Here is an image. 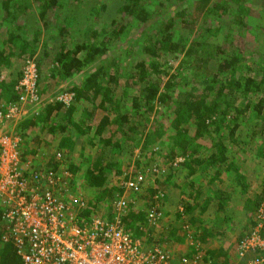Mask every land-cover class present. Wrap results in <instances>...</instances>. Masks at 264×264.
<instances>
[{"label": "trees", "instance_id": "1", "mask_svg": "<svg viewBox=\"0 0 264 264\" xmlns=\"http://www.w3.org/2000/svg\"><path fill=\"white\" fill-rule=\"evenodd\" d=\"M30 64L39 108L20 86ZM65 92L73 105L57 99ZM20 100L22 160L35 165L41 136L61 135L54 153L78 146L81 157L67 164L70 187L97 198L123 195L124 164L145 203L127 200L123 225L141 238L150 210L172 209L167 235L151 240L187 244L170 264H218L229 248L214 243L256 226L241 219L264 202V0H0V111ZM11 249L0 243V264L16 262Z\"/></svg>", "mask_w": 264, "mask_h": 264}, {"label": "built area", "instance_id": "2", "mask_svg": "<svg viewBox=\"0 0 264 264\" xmlns=\"http://www.w3.org/2000/svg\"><path fill=\"white\" fill-rule=\"evenodd\" d=\"M35 78V67L30 64L20 86L23 91L33 96ZM16 114L18 110L14 104L5 114L0 111V124L13 120ZM9 141L8 136L0 135V178L3 175L10 176L5 179L8 186L6 189L0 179V199L3 202L8 201V209L2 222L6 232L2 239L4 243L12 245L16 257V262L10 264H170V256L166 250L160 246L145 248L140 241L132 237L131 232L124 229L122 219L128 205L124 195L116 197L113 202L114 219H102L96 215L85 216L83 209H80L84 208L83 203L71 198L68 201L60 198V190L66 192L69 185L65 182L60 185V190L56 189L55 186L62 178L57 171L48 169L42 175L32 173L34 175L31 182L34 183L30 188L37 190H32V193L29 191L31 195L25 193L28 198H21L18 188L25 185L26 181L17 168L19 155L16 150L8 148ZM62 176L68 178L66 170L62 171ZM51 178L58 184L53 185ZM44 180L48 184L46 190L41 186L45 184ZM139 180V176L135 180H124L121 183L123 193L139 191ZM55 190L58 192L55 193ZM156 213L155 209L150 210V221H155L156 216L157 219L160 217ZM257 220L256 226L237 247V254L240 256H244L248 251L254 253L247 264H264V237L260 235V229L264 227V204L258 209ZM256 248L260 252L253 251ZM182 264L204 263L183 259Z\"/></svg>", "mask_w": 264, "mask_h": 264}, {"label": "rangeland", "instance_id": "3", "mask_svg": "<svg viewBox=\"0 0 264 264\" xmlns=\"http://www.w3.org/2000/svg\"><path fill=\"white\" fill-rule=\"evenodd\" d=\"M249 5L253 6L251 3H249ZM253 8L257 9L258 7L255 6ZM195 31H194V33H195ZM136 33L138 34L139 30L136 29ZM240 42H241L240 46L241 45L244 46L243 39H241ZM252 46H254V45L252 44ZM128 48H130V47H126V49H128ZM135 51H139V48L136 47ZM26 96H28L31 99V101H32L31 102V106H35V107H38V108L41 107V104H38V102L36 100H34L35 95L33 96V95H31L28 92V93H26ZM57 99H59L65 105V107L66 106H71V105L74 104L73 97H71V94L68 93V92L67 93L65 92L63 94H59L57 96ZM16 104H21L20 108L28 107L30 105V104L24 103L21 100L14 103V105H16ZM25 113L26 112H23V114H25ZM17 118L19 120L22 119L21 114H19V110H18V114H16V119ZM16 119H15V121H13V122H15L14 124H11V126H8L5 129L3 127V125L5 123H3L2 125L0 124V135H6V136L9 137L10 141H9V144H8V148L9 149H13L14 151L16 150L17 154L19 155V161H18V167L17 168H18V170H20L21 174L23 175L22 178L24 179V181H26V183L22 187L18 188L21 192H18L17 190L16 191L19 193V196L21 198L26 199L28 197H26L25 193L28 194V195H31L32 190H37V189H35L33 187H32V189L30 188V186L34 183V181H33V183L31 182V180L33 179L32 176L34 175L32 173L33 172H37V174L42 175L43 172H46L48 169L53 167V166H50V165H46V163H48V156H50V155H52L54 153L53 147H56L58 145V141L61 139L59 137H61V135H57V136L43 135V136H41L42 138H44L45 141H49V143L44 146L45 149L43 150L45 158L42 161L43 158H40V156L38 155L39 158L37 159L36 164L33 165V166H30V167L29 166L27 167L25 164L26 163L29 164L28 160H26V163L22 160V157H24V152H25L24 138L21 137V135L18 132V129L16 128L17 122H19ZM154 121H156V120L154 119ZM51 141H53V142L51 143ZM74 146H76V145H74ZM134 152L136 154L139 152V146L134 149ZM67 156H70V158L65 162L66 164H68V162H72L74 164H78L76 162L81 161V157H80V154H79L78 146H77V148L74 147L71 150L70 149L66 150V157ZM44 163H45L46 166L43 165ZM88 167H89V165H84L83 166L84 169H88L89 170ZM65 168L69 170V165L62 166V169L58 171L59 176L62 178V179H60L59 184H58L57 181H55L53 178H51V181H52L53 185H57L58 184L57 186H55L56 189L60 190V185L64 184L67 181L64 178V176H62V170L65 169ZM116 169H118V171H120V172H119V174H117V177L114 180V184H116L117 186H120V183H123V181L125 180L124 179V176H125L124 164H122L121 166L119 165L118 168H116ZM66 172H67V170H66ZM67 176H72L73 177V174L69 171V173L67 172ZM9 177L10 176H8V175H3L0 178L2 183H3V187L5 189L8 188L7 184H5V179H9ZM51 181H49V182L51 183ZM44 182H45V184H42L41 186H43V189L46 190V187H47L48 184L46 183L45 180H44ZM76 183H77V184H75L76 189H72L70 187L71 184L69 183L68 184L69 187H67V191L66 192L63 191V190H60V193H62V196L60 194V198L63 201H68V199L71 198V199L77 200L78 203H83L84 204V208L82 207L80 209H83L82 213H84L85 216L96 215V216L101 217L102 219H108V218H109L108 220L114 219L113 207H111V203H113L112 201L115 199L114 197H117V193L113 197L112 196H106L105 198H97L96 197L97 194L93 193V191L90 190V188L87 187L85 182L82 185H81L82 182L80 183L79 181H77ZM13 188L15 189V187H13ZM38 189H40V185H38ZM43 189H41V192L43 191ZM54 192L57 193L58 191L55 190ZM135 193L139 194V191H137ZM7 195H9V194H7ZM123 195L129 201V203L132 202V205L134 206L133 208H135L137 210L139 209V206H142L145 203V201L142 202V201L139 200V195H134L131 191H126L125 193H123ZM33 196H35V194H33ZM10 197H12V196H10ZM6 202H8V201L6 200L5 202H2V204L0 206V210L2 208H4L5 210L8 209V206H7ZM162 209H155L157 211L156 215L160 216L159 213L162 212ZM173 212H172V209H171L169 214H167V215L166 214H162L161 219H159V217H158L159 221H158L157 216H156L155 221H150V222L144 223V225H142L143 226L142 230H145L144 231L145 234H143L141 236V238L137 239L138 242L140 241L141 244H143V242H144L143 245L145 246V248H150L151 246L148 245V244H150V242H152L151 240L157 238L159 233L162 234V235L163 234L167 235V232H168V228L167 227L170 224L168 222H169V220H171V217L173 216ZM127 216H128V214H127V212H125L124 215H123V219L124 218L127 219ZM123 219H122V222H123ZM255 221L258 223L257 213H256ZM137 225L139 226V224H137ZM124 229H125V227H124ZM148 232H150L151 234H148ZM163 238H164V236H163ZM183 239H184V236H183ZM174 241H176L175 242L176 244H179V247H183L184 246L183 243L181 244V242L179 240H174ZM166 244H167L166 242L160 241L159 245H160L161 249L166 250L165 249L166 248ZM167 246H168V244H167ZM168 254H169V256L172 259L174 258V254H171L170 252H168ZM253 256L254 255H252L249 258V260Z\"/></svg>", "mask_w": 264, "mask_h": 264}, {"label": "crops", "instance_id": "4", "mask_svg": "<svg viewBox=\"0 0 264 264\" xmlns=\"http://www.w3.org/2000/svg\"><path fill=\"white\" fill-rule=\"evenodd\" d=\"M16 119V118H15ZM15 119H13V120H7L6 122H5V124L3 125V127H4V129L6 128V127H8V126H11V124H14L15 122H13V121H15ZM16 120H18L19 121V119L17 118ZM38 152L40 153V154H43L44 155V152H43V150H42V152H40V150H38ZM264 204V202L257 208V210L255 211V213H252V214H250V215H245L242 219H241V226L243 227V226H246V225H249L250 224V222L251 221H254L255 222V217H256V213H257V211H258V209L262 206ZM4 213H6V210L4 209V208H2L1 210H0V243H1V245H3V244H5L4 242H3V235H4V233L6 232V229H5V227H4V224L2 223L3 222V216H4ZM239 219V220H240ZM238 224V226H239V228L240 229H242V227L239 225V223H237ZM245 224V225H244ZM252 229V227L251 226H249L248 227V232L250 231ZM142 230V229H141ZM246 230V231H247ZM145 231V230H144ZM248 232L245 234V235H247L248 234ZM244 235V236H245ZM142 236V235H141ZM236 235H235V233H233V235L232 236H230L227 240H226V242L223 244V243H220V241H216L215 243H214V245L211 247V248H215V247H218V246H220V245H223V246H225V247H227V248H229V252H228V254H229V256L228 257H223V258H221V257H219V259L218 258H215L214 259V261L215 260H217V261H215V263H218V264H246L245 262L246 261H244V259H239V257H238V255H237V247H238V244H236V237H235ZM161 237V234L159 233L158 234V236H157V238L156 239H158V238H160ZM264 237V236H263ZM136 239H138V238H136ZM242 239H243V237H242ZM169 242H171V243H167L168 244V246H173V249H174V259L173 260H175L176 258L178 259V256H186V254L188 253V246H187V244L185 245V244H183L182 246L183 247H179V244H176L175 242H174V240L173 241H169ZM8 244V243H7ZM143 244H144V242H143ZM146 244V243H145ZM167 244H166V246H167ZM148 245H150V246H157V245H155V244H153L152 242H150V244H148ZM12 246V245H11ZM180 249V250H179ZM11 252L12 253H15V251H14V249H13V247H12V249H11ZM188 256V255H187ZM211 263H212V261H211Z\"/></svg>", "mask_w": 264, "mask_h": 264}, {"label": "clouds", "instance_id": "5", "mask_svg": "<svg viewBox=\"0 0 264 264\" xmlns=\"http://www.w3.org/2000/svg\"><path fill=\"white\" fill-rule=\"evenodd\" d=\"M70 94H71V96L74 99V96L72 95V93H70ZM53 151H54V149H53ZM39 156L41 157V154H39ZM65 157H66V154L63 155L62 153H59V152L53 153L52 155L48 156V163H46V165L53 166L52 163L55 164V163H59L60 162V165L58 166L57 170H55L54 166L52 168H50L51 170L58 172L59 170L62 169V166L67 165L65 162L68 160V158H65ZM43 165L46 166L45 163ZM63 170H67L68 173L70 171V170H68L66 168L63 169ZM71 178H72V176H68V178H66V179L70 180ZM68 180L66 182L69 184L70 182ZM253 254L254 253H252L251 255H253Z\"/></svg>", "mask_w": 264, "mask_h": 264}]
</instances>
